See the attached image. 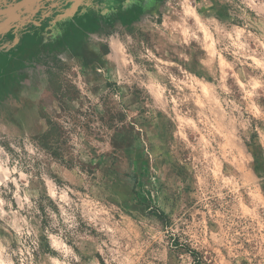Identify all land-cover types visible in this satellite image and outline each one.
Masks as SVG:
<instances>
[{"label": "clouds", "instance_id": "clouds-1", "mask_svg": "<svg viewBox=\"0 0 264 264\" xmlns=\"http://www.w3.org/2000/svg\"><path fill=\"white\" fill-rule=\"evenodd\" d=\"M85 45L91 62L65 50L0 101V264H264V0H164ZM41 110L65 131L59 158L33 138ZM116 128L146 208L81 168Z\"/></svg>", "mask_w": 264, "mask_h": 264}, {"label": "rangeland", "instance_id": "rangeland-1", "mask_svg": "<svg viewBox=\"0 0 264 264\" xmlns=\"http://www.w3.org/2000/svg\"><path fill=\"white\" fill-rule=\"evenodd\" d=\"M20 1L22 0H18V2ZM11 2L12 0H6L4 3L9 5ZM33 2L34 5L31 6ZM72 3L73 0H24L23 5L28 6V10L19 9L18 14L13 11L15 9L5 8L3 10L6 21L14 20L7 23L3 22L6 29L0 33V101L9 95L18 93L22 83L27 79L29 69L50 62L58 64L56 57L65 50H70L72 54L80 56L85 63L91 62L95 57L85 45L88 34L92 32L107 33L118 28H126L132 31L143 22L145 16L158 12L164 0H81L73 14L65 15V11L72 6ZM3 5L2 7H7L5 4ZM88 10H93L101 16L97 17L99 20L97 28H92L94 25L92 17H84ZM218 14L222 15L223 9H220ZM76 17L80 18V23ZM66 27H71L69 29L71 33L69 30L65 31ZM73 27L76 29L73 30ZM144 38L145 40L148 39L147 34H144ZM193 70H195V60H193ZM52 86L54 92H60V86L55 81H53ZM93 90L95 91V89ZM76 95L74 87L67 86L63 92H60L59 98L62 100L63 96H67L71 99ZM138 96L139 90L134 89V99ZM53 114H55L54 110ZM40 116L45 117L48 125H54L55 138L59 139L61 143L59 148L53 147L52 150L61 153L60 149L65 143V131L55 121L51 120L43 110L40 111ZM100 119L109 128H115L114 120H122L123 114L113 113L106 107L105 113ZM32 131L34 132V139L44 133L35 124H33ZM111 142L115 149L112 154H105L95 164L92 161L81 162V168L86 169L91 174L96 168L103 165L104 175L110 180L113 194H127L126 203L133 196L136 197L137 201L146 202L147 200L134 192L133 183H128V173H121L123 159L131 160L132 155L129 130L116 128ZM255 151L258 156L257 168L260 169L264 167V154L258 147H255ZM141 164L146 167V161H142L137 153V165ZM53 175L55 176V174ZM140 175L143 177L144 173L141 172ZM55 178L59 183V177ZM138 206L141 209L145 208L139 201ZM41 239L43 240V237Z\"/></svg>", "mask_w": 264, "mask_h": 264}, {"label": "trees", "instance_id": "trees-1", "mask_svg": "<svg viewBox=\"0 0 264 264\" xmlns=\"http://www.w3.org/2000/svg\"><path fill=\"white\" fill-rule=\"evenodd\" d=\"M77 15H78V14H77ZM77 15H76V16H77ZM98 16H99V15H98L97 13H95L93 10H88V11H86L84 17H92V19H93L92 23H94V25H93L92 28H97L98 25H99V24H98V23H99V20H97V19H98V18H97ZM99 17H101V16H99ZM76 18H77V17H76ZM76 20L78 21V23L81 22V20H80L79 17H78ZM70 28H71V27H70ZM70 28H67V27H66V28H65V31H68ZM87 28L92 29L91 27H87ZM75 29H76V28L73 27V30H75ZM69 32H70V30H69ZM70 33H71V32H70ZM68 34H69V33H68ZM54 131H55V127H54V125L49 124L48 131H46V132H44L43 134H41V135L35 137V140H37V142L41 145V147L45 148L46 150H49V151L52 153V155H53L54 157L59 158L60 155H61V153H60V152H56L55 150H52L53 147H55L56 149L59 148V144L61 143L59 139L55 138ZM57 146H58V147H57ZM131 179H132L133 189H134V185L137 184V178H136L135 176H133ZM138 201H139V203L142 204L145 208L148 206V203H150V202H148V201H146V202H143V201H141V200H138ZM155 212H156V210L153 209V213H155ZM150 214H152V213H150ZM158 218H159L162 222H164V223L168 222V221H167V217L164 216L163 213H159V214H158Z\"/></svg>", "mask_w": 264, "mask_h": 264}, {"label": "crops", "instance_id": "crops-1", "mask_svg": "<svg viewBox=\"0 0 264 264\" xmlns=\"http://www.w3.org/2000/svg\"><path fill=\"white\" fill-rule=\"evenodd\" d=\"M6 0H0V18H1V20H0V33L4 30V29H6V25L4 26L3 25V22H8V21H13L14 19H10V20H8V21H6L5 20V17H4V15H3V10L5 9V8H10V9H15V10H13V11H15L16 12V14H18L19 13V9H26V10H28V6H26V5H23V4H19V2H18V0H12V2L9 4V5H6V3H4ZM3 4H5V6H7V7H2V6H4ZM34 5V2L31 4V6H33ZM19 16V15H18Z\"/></svg>", "mask_w": 264, "mask_h": 264}, {"label": "water", "instance_id": "water-1", "mask_svg": "<svg viewBox=\"0 0 264 264\" xmlns=\"http://www.w3.org/2000/svg\"><path fill=\"white\" fill-rule=\"evenodd\" d=\"M24 0L20 1L19 4H23ZM81 3V0H73L72 6L65 11L66 13H64L65 15H71L73 14V12H75L77 5Z\"/></svg>", "mask_w": 264, "mask_h": 264}]
</instances>
